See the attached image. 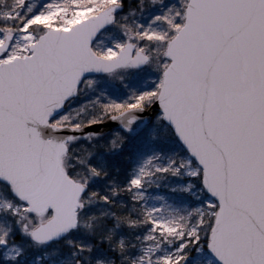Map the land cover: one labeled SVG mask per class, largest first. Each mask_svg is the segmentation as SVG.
I'll return each mask as SVG.
<instances>
[{
  "label": "snow or ice",
  "instance_id": "obj_1",
  "mask_svg": "<svg viewBox=\"0 0 264 264\" xmlns=\"http://www.w3.org/2000/svg\"><path fill=\"white\" fill-rule=\"evenodd\" d=\"M0 264H264V0H0Z\"/></svg>",
  "mask_w": 264,
  "mask_h": 264
},
{
  "label": "rangeland",
  "instance_id": "obj_2",
  "mask_svg": "<svg viewBox=\"0 0 264 264\" xmlns=\"http://www.w3.org/2000/svg\"><path fill=\"white\" fill-rule=\"evenodd\" d=\"M151 191H152V190H150V192H151ZM152 194H154V195H155V194H165V190H164V189H161V190H160V193H155V192H153Z\"/></svg>",
  "mask_w": 264,
  "mask_h": 264
},
{
  "label": "water",
  "instance_id": "obj_3",
  "mask_svg": "<svg viewBox=\"0 0 264 264\" xmlns=\"http://www.w3.org/2000/svg\"><path fill=\"white\" fill-rule=\"evenodd\" d=\"M146 115H149V116H150V114H146ZM112 126H113V127H115V125H114V124H113Z\"/></svg>",
  "mask_w": 264,
  "mask_h": 264
}]
</instances>
